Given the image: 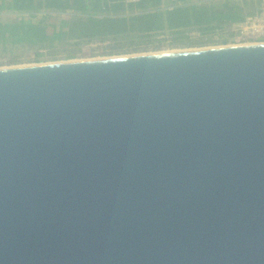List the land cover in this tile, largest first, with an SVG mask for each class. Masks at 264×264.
Wrapping results in <instances>:
<instances>
[{"label":"water","instance_id":"1","mask_svg":"<svg viewBox=\"0 0 264 264\" xmlns=\"http://www.w3.org/2000/svg\"><path fill=\"white\" fill-rule=\"evenodd\" d=\"M0 264H264V42L0 67Z\"/></svg>","mask_w":264,"mask_h":264},{"label":"trees","instance_id":"2","mask_svg":"<svg viewBox=\"0 0 264 264\" xmlns=\"http://www.w3.org/2000/svg\"><path fill=\"white\" fill-rule=\"evenodd\" d=\"M171 1L173 5L165 7L164 0H0V10L18 12L12 20L0 19V49L9 44L53 48L101 40L112 41L121 53L135 51L161 33L183 40L194 30H231L234 22L255 13L261 0ZM53 12L69 16L53 23Z\"/></svg>","mask_w":264,"mask_h":264},{"label":"rangeland","instance_id":"3","mask_svg":"<svg viewBox=\"0 0 264 264\" xmlns=\"http://www.w3.org/2000/svg\"><path fill=\"white\" fill-rule=\"evenodd\" d=\"M164 6H171V0H164ZM18 12L0 10V19L12 20ZM55 17L51 21L54 23L58 19H67L69 12H53ZM21 18V15H20ZM28 19V16H25ZM228 29V28H227ZM223 29L209 33H202L198 30L188 32L189 35L183 40H178L171 33H161L153 35L150 41L138 44L137 50L131 48L123 50L112 47V41L93 40L84 44L70 43L64 46L62 43L53 48H37L28 44H9L7 49H0V67L14 66L19 64H36L41 62H54L76 59L102 58L116 55H125L133 53H149L158 51H168L172 49L201 48L209 46H222L229 44H239L248 42H264V38H257L255 35L248 34L242 39L234 30ZM73 56V57H72ZM89 57V58H88Z\"/></svg>","mask_w":264,"mask_h":264},{"label":"built area","instance_id":"4","mask_svg":"<svg viewBox=\"0 0 264 264\" xmlns=\"http://www.w3.org/2000/svg\"><path fill=\"white\" fill-rule=\"evenodd\" d=\"M233 1L240 2L242 0ZM231 29L238 33V39H242L248 34H264V0L260 1V6L255 13L247 14L242 21L234 22Z\"/></svg>","mask_w":264,"mask_h":264},{"label":"bare ground","instance_id":"5","mask_svg":"<svg viewBox=\"0 0 264 264\" xmlns=\"http://www.w3.org/2000/svg\"><path fill=\"white\" fill-rule=\"evenodd\" d=\"M243 44H245L244 42H242ZM247 43V42H246ZM257 43H261V42H257ZM234 44V43H233ZM228 45V44H227ZM230 45V44H229ZM211 47V46H209ZM212 47H215V46H212ZM201 48H207V47H201ZM189 49V48H187ZM191 49V48H190ZM192 49H195V48H192ZM172 50H179V49H172ZM172 50H168V51H172ZM89 58V57H88ZM98 58V57H97ZM76 58H74L73 60H75ZM81 59V58H80ZM72 60V59H71ZM55 62V61H54ZM41 63H45V62H41ZM38 64V63H36ZM19 65H33V64H19Z\"/></svg>","mask_w":264,"mask_h":264},{"label":"flooded vegetation","instance_id":"6","mask_svg":"<svg viewBox=\"0 0 264 264\" xmlns=\"http://www.w3.org/2000/svg\"><path fill=\"white\" fill-rule=\"evenodd\" d=\"M257 38H264V34H256L255 35Z\"/></svg>","mask_w":264,"mask_h":264}]
</instances>
